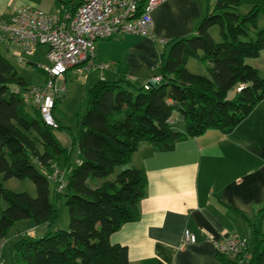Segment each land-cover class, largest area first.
<instances>
[{"label": "trees", "instance_id": "trees-1", "mask_svg": "<svg viewBox=\"0 0 264 264\" xmlns=\"http://www.w3.org/2000/svg\"><path fill=\"white\" fill-rule=\"evenodd\" d=\"M147 1H142L139 13ZM241 1L217 0L194 35L171 40L169 53L160 60L161 80L155 87L146 89L127 78L101 80L92 86L86 94L85 112L77 114L78 130L71 149L56 135L64 126L59 122L57 128L48 125L34 105L33 112L28 110L31 104L22 94L30 85L9 55L0 52V176L30 179L37 188L33 197L0 184V199L8 203L0 214V261H5L2 249L13 227L32 220L36 226H45L46 233L15 243L7 264H130L128 249L112 245L110 238L140 219L139 204L146 196L148 179L144 171L130 166L139 146L149 143L167 152L209 130L228 134L264 99V78L245 63L264 50V30L256 24L260 9L254 6L241 15ZM62 4L75 12L80 1L62 0ZM213 27L219 28V43L209 33ZM189 59L208 64L209 76L190 73ZM174 113L184 122V131L177 129ZM75 148L79 158L73 163ZM121 166L125 168L114 180L93 186ZM57 169L64 173L63 190L49 179ZM51 182L55 184L53 198ZM60 198L66 201L69 229L53 231ZM263 215L264 203L257 219L249 221L251 234L245 251L233 258L216 252L220 264H264V236L259 229ZM246 252L249 258L244 260Z\"/></svg>", "mask_w": 264, "mask_h": 264}, {"label": "crops", "instance_id": "crops-1", "mask_svg": "<svg viewBox=\"0 0 264 264\" xmlns=\"http://www.w3.org/2000/svg\"><path fill=\"white\" fill-rule=\"evenodd\" d=\"M216 1L166 0L153 11L151 36L117 34L97 41L94 62L108 67L86 74L87 92L101 80L127 78L142 87L158 78L168 43L194 35ZM254 6L260 9L257 29L264 30V0H242L238 11L243 15ZM30 7L50 14L63 8L74 12L62 0H0L4 17L18 8ZM0 46L13 62L20 63L25 56L11 42ZM245 63L264 78V50ZM68 76L69 72L58 81L67 84ZM58 89L56 100L68 94ZM173 118L177 129L184 131L178 115ZM130 166L145 172L148 188L139 204L140 219L111 235V244L128 249L130 264H220L215 244L231 234L248 241L249 221L257 219L264 203V99L230 133L209 130L167 152L142 143ZM259 229L264 236V215ZM42 230L45 234L47 228ZM185 230L196 236L195 243L184 242Z\"/></svg>", "mask_w": 264, "mask_h": 264}, {"label": "built area", "instance_id": "built-area-1", "mask_svg": "<svg viewBox=\"0 0 264 264\" xmlns=\"http://www.w3.org/2000/svg\"><path fill=\"white\" fill-rule=\"evenodd\" d=\"M79 1L80 6L73 13L63 8L57 14H50L30 7L18 8L9 17L0 14V44L11 42L28 56L34 55L39 46L48 47L49 64L41 66L46 75L45 85L42 88L30 86L22 96L27 103L38 108L45 122L54 128H57L53 117L57 80L64 79L72 69L84 75L93 69L105 71L107 65L94 62L96 42L109 40L117 34L151 36L153 11L166 0H148L141 13L139 6L143 0ZM19 62H24V58ZM155 80L159 82L161 77ZM49 179L58 183L59 190L66 186L64 173L59 169L49 175ZM183 239L185 243L196 242V236L188 230L183 232ZM246 245V240L231 234L217 242L215 250L233 258L242 254ZM248 258L249 253H244L243 259ZM0 264L7 263L0 261Z\"/></svg>", "mask_w": 264, "mask_h": 264}, {"label": "rangeland", "instance_id": "rangeland-1", "mask_svg": "<svg viewBox=\"0 0 264 264\" xmlns=\"http://www.w3.org/2000/svg\"><path fill=\"white\" fill-rule=\"evenodd\" d=\"M241 14V11H238ZM210 35L214 39L215 42L219 43L221 41V37L219 36V28L214 27L210 32ZM252 38H255V35L252 34ZM170 51V47L168 48V53ZM0 52L5 54V50L3 46H0ZM48 48L45 46H41L36 49L35 55L28 56L25 54L24 62L18 63L14 61V65L24 79V81L30 85L38 88H42L46 82V75L44 71L41 69V66H46L49 64L47 59ZM199 54H202L201 52ZM208 64H205L198 59H190L188 62V71L194 75L208 77L207 71ZM187 68V66H186ZM67 84L60 83L57 80L56 86L63 90L65 85V92L68 94L66 96H60L58 99L60 102L58 103L57 108L53 112L54 119H58L64 129L62 131H57L56 135L60 140L61 144L71 149L73 138L77 135L78 124H77V114L81 110L82 113L85 112L86 106V92L87 88H85L86 75L84 73H80L77 69H72L69 71ZM74 80H70V79ZM72 86L71 90L70 87ZM58 89V90H59ZM234 94V91L229 93L228 98H231ZM28 110L33 112L32 105L28 106ZM173 117L177 118V114L174 113ZM181 122L182 129H185L184 122L179 119L177 120ZM183 122V123H182ZM79 158L78 149L75 148L72 154V161L77 162ZM125 168V166L118 167L115 173L108 177L107 179H99L93 186H100L104 181L114 180L117 175ZM0 184H2L6 189L12 190L17 193H28L29 195L36 197L37 196V188L34 182L30 179H18L12 178L9 180L4 179V176H0ZM51 189V198L54 197L55 194V184L53 182L50 183ZM56 194L59 195L60 192L56 190ZM58 207L60 208V213L58 219L54 223L53 231L56 230H68L69 229V212L66 206V201L64 198H60L57 200ZM8 207V203L4 199H0V214L1 211ZM44 227V226H42ZM42 227L36 226L32 220H23L18 222L12 229L10 237L6 240L5 246L2 249V255L6 263H9L11 260V247L17 243L18 241L25 238H40L44 235ZM241 264H245L242 262Z\"/></svg>", "mask_w": 264, "mask_h": 264}, {"label": "water", "instance_id": "water-1", "mask_svg": "<svg viewBox=\"0 0 264 264\" xmlns=\"http://www.w3.org/2000/svg\"><path fill=\"white\" fill-rule=\"evenodd\" d=\"M156 83H157L156 80L153 79V80L148 82V85L153 88V87H155Z\"/></svg>", "mask_w": 264, "mask_h": 264}]
</instances>
